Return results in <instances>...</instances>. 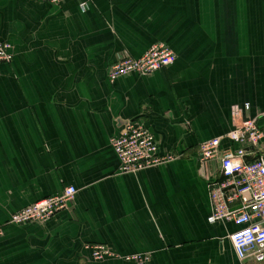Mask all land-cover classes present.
Returning a JSON list of instances; mask_svg holds the SVG:
<instances>
[{"label":"crops","instance_id":"1","mask_svg":"<svg viewBox=\"0 0 264 264\" xmlns=\"http://www.w3.org/2000/svg\"><path fill=\"white\" fill-rule=\"evenodd\" d=\"M0 42L13 48L0 64V264H254L238 261L233 224L207 222L219 164H200L199 146L264 114V0H92L86 12L0 0ZM156 43L171 67L108 80L124 53ZM130 121L178 159L121 174L111 141ZM70 186L71 210L8 223ZM94 245L112 257L94 261Z\"/></svg>","mask_w":264,"mask_h":264},{"label":"built area","instance_id":"2","mask_svg":"<svg viewBox=\"0 0 264 264\" xmlns=\"http://www.w3.org/2000/svg\"><path fill=\"white\" fill-rule=\"evenodd\" d=\"M62 6L69 0H46ZM78 9L86 12L92 0H76ZM13 48L0 42V64L12 60ZM176 56L164 43L151 46L140 58L124 53L107 73L108 80L132 75L150 77L171 67ZM264 114L241 121L223 138L203 142L199 146V163L217 162L218 173L208 180L209 224L231 223L236 231L230 236L232 249L240 262L264 264ZM226 141L229 147L222 148ZM119 161L121 174H136L165 167L178 159L174 153L161 150L158 141L141 121L126 122L111 141ZM77 190L67 187L61 193L37 201L15 212L9 222L16 226L45 225L58 213L71 210ZM2 231L0 230V237ZM104 245L92 246L94 261L111 258ZM142 264L140 258H132Z\"/></svg>","mask_w":264,"mask_h":264}]
</instances>
